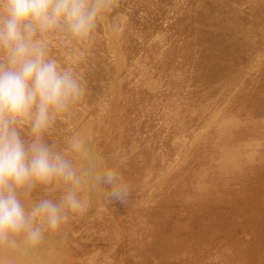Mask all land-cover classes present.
Returning <instances> with one entry per match:
<instances>
[{
  "label": "rangeland",
  "instance_id": "1",
  "mask_svg": "<svg viewBox=\"0 0 264 264\" xmlns=\"http://www.w3.org/2000/svg\"><path fill=\"white\" fill-rule=\"evenodd\" d=\"M262 26L264 0H112L83 38L38 33L84 89L43 140L76 171L86 211L65 209L55 230L38 221L37 243L10 234L0 264H264ZM18 131L31 143L28 124ZM110 172L125 203L111 196ZM69 187L54 180L19 198L30 211Z\"/></svg>",
  "mask_w": 264,
  "mask_h": 264
},
{
  "label": "clouds",
  "instance_id": "2",
  "mask_svg": "<svg viewBox=\"0 0 264 264\" xmlns=\"http://www.w3.org/2000/svg\"><path fill=\"white\" fill-rule=\"evenodd\" d=\"M112 0H0V244L10 234L26 233L37 243L42 237L38 221L55 230L68 219L67 210L86 211L76 196V171L59 152L44 142L43 133L56 114L82 95L73 75L48 57L47 45L37 38L60 29L83 38L94 27L102 9ZM28 124L33 139L25 144L18 126ZM73 146L79 148L78 141ZM54 180L71 187L59 203L42 199L27 211L19 198ZM106 181L111 196L125 203L128 190L117 173Z\"/></svg>",
  "mask_w": 264,
  "mask_h": 264
},
{
  "label": "bare ground",
  "instance_id": "3",
  "mask_svg": "<svg viewBox=\"0 0 264 264\" xmlns=\"http://www.w3.org/2000/svg\"><path fill=\"white\" fill-rule=\"evenodd\" d=\"M262 4H263V3H262ZM262 6H263V5H262ZM262 6H261V7H262ZM259 7H260V6H259ZM250 10H251V9H250ZM260 11H262V10H260ZM255 14H256V13H255ZM234 15H235V14H234ZM258 15H259V14H258ZM258 18H259V16H258ZM230 19H231V18H230ZM242 21H243V20H242ZM251 21H252V20H251ZM212 22H213V21H212ZM253 22H254V21H253ZM192 23H193V22H192ZM255 24H257V23H255ZM228 25H229V24H228ZM100 26H101V25H100ZM214 26H215V25H214ZM256 26H257V25H256ZM241 27H242V26H241ZM262 27H264V26H262ZM189 28H190V27H189ZM237 28H238V27H237ZM237 28H236V29H237ZM209 29H210V28H209ZM197 30H198V29H197ZM202 30H203V29H202ZM230 30H231V29H230ZM93 31H94V30H93ZM257 32H258V31H257ZM94 33H96V32H94ZM246 33H247V32H246ZM258 33H259V32H258ZM258 33H257V34H258ZM193 35H194V34H193ZM205 36H206V35H205ZM246 36H247V35H246ZM258 36H259V34H258ZM263 38H264V37H263ZM254 39H255V38H254ZM257 39H258V38H257ZM257 39H256V40H257ZM260 39H261V38H260ZM72 41H73V40H72ZM259 41H260V40H259ZM71 43H72V42H71ZM73 44H74V43H73ZM253 44H254V42H253ZM259 44H261V43H259ZM262 44H263V43H262ZM186 45H187V44H186ZM188 46H190V45H188ZM195 46H196V44H195ZM77 47H78V46H77ZM191 47H192V46H190V48H191ZM211 47H212V46H211ZM261 48H262V47H261ZM261 48H260V49H261ZM184 49H185V48H184ZM201 49H202V48H201ZM218 49H219V48H218ZM79 50H80V49H79ZM191 50H192V48H191ZM84 52H85V50H84ZM212 52H213V51H212ZM216 52H217V51H216ZM76 53H77V52H76ZM187 53H188V51H187ZM78 54H79V53H78ZM182 54H183V53H182ZM193 54H194V53H193ZM204 55H205V54H204ZM76 56H77V54H76ZM185 57H186V56H185ZM208 57H209V56H208ZM199 58H200V57H199ZM205 58H207V57H205ZM208 60H209V58H208ZM210 60H211V59H210ZM81 61H82V60H81ZM93 62H94V61H93ZM84 63H85V62H84ZM88 63H89V62H88ZM73 64H74V63H73ZM74 65H75V64H74ZM79 65H80V64H79ZM216 65H217V64H216ZM212 66H213V65H212ZM217 66H218V65H217ZM199 67H200V66H199ZM88 69H89V68H88ZM197 69H198V68H197ZM209 69H210V68H209ZM216 69H217V67H216ZM199 70H200V69H199ZM211 70H212V69H211ZM218 70H220V71L222 72L221 69H218ZM214 71L216 72L217 70H214ZM226 71H227V70H226ZM215 72H214V73H215ZM221 72H220V73H221ZM223 72H224V70H223ZM230 72H231V70H230ZM206 73H207V72H206ZM206 73H205V74H206ZM211 73H212V72H211ZM214 73H213V74H214ZM242 73H243V72H242ZM263 73H264V72H263ZM82 74H83V73H82ZM215 74H216V73H215ZM224 74H225V73H223V76L226 75V74H225V75H224ZM201 75H202V74H201ZM214 76H215V75H214ZM261 76H262V74H261ZM170 77H171V76H170ZM203 77H204V76H203ZM207 77H208V76H207ZM216 77H218V76H216ZM236 77H237V76H236ZM263 77H264V76H263ZM204 78H205V77H204ZM213 78L215 79V77H213ZM220 78H221V77H220ZM220 78H219V79H220ZM171 79H172V78H171ZM201 79H203V78H201ZM230 79H231V78H230ZM210 80H211V79H210ZM244 80H245V79H244ZM173 81H174V80H173ZM215 81L217 82V79H215ZM254 81H255V80H254ZM209 82H210V81H209ZM209 82H208V83H209ZM260 82H261V81H260ZM251 83H252V82H251ZM257 83H258V82H257ZM263 83H264V82H263ZM228 84H229V83H228ZM210 85H211V84H210ZM223 85H224V84H223ZM261 85H262V84H261ZM208 86H209V85H208ZM221 86H222V84H221ZM263 86H264V85H263ZM85 87H86V86H85ZM223 87H224V86H223ZM256 87H257V85H256ZM209 88H210V87H209ZM215 88H216V87H215ZM83 90H84V89H83ZM187 90H188V89H187ZM214 91H215V90H214ZM214 91H213V92H214ZM233 91H234V90H233ZM207 92H208V91H207ZM211 92H212V91H211ZM215 92H218V91H215ZM215 92H214V93H215ZM243 92H244V91H243ZM243 92H242V93H243ZM187 93H188V92H187ZM251 93H252V92H251ZM261 93H262V92H261ZM205 94H206V93H205ZM210 94H211V93H209V95H210ZM212 94H213V93H212ZM172 95H173V94H172ZM207 95H208V94H207ZM216 96H217V95H216ZM250 97H251V96H250ZM212 98H213V97H212ZM154 99H155V98H154ZM207 99H208V98H207ZM209 99H210V98H209ZM256 99H257V98H256ZM173 100H174V99H173ZM224 100H225V99H224ZM155 101H156V100H155ZM239 101H240V100H239ZM242 101H243V100H242ZM253 101H254V100H253ZM257 102H258V101H257ZM167 103H168V102H167ZM242 104H243V103H242ZM245 104H246V103H245ZM211 105H212V104H211ZM257 105H259V103H258ZM169 106H170V105H169ZM214 106H215V105H214ZM214 106H213V107H214ZM254 106H255V104H254ZM170 107H171V106H170ZM203 108H204V107H203ZM253 108H255V107H253ZM206 109H207V108H206ZM261 109H262V108H261ZM210 110H211V109H210ZM74 111H75V110H74ZM195 111H196V109H195ZM203 111H204V110H203ZM175 112H176V111H175ZM246 112H247V111H246ZM193 113H194V112H193ZM205 113H206V112H205ZM199 114H200V112H199ZM183 115H184V114H183ZM185 115H187V114H185ZM77 116H78V115H77ZM179 117H180V116H179ZM185 117H186V116H185ZM194 117H195V116H194ZM194 117H193V118H194ZM197 117H199V115H198ZM197 117H196V118H197ZM182 119H183V118H182ZM201 119H202V118H201ZM186 121H187V120H186ZM193 121H194V120L191 119L190 122L192 123ZM244 121H245V120H244ZM70 122H71V121H70ZM195 122H196V121H195ZM195 122H194V123H195ZM185 123H186V122H185ZM241 123H242V122H241ZM192 124H193V123H192ZM195 124H196V123H195ZM189 126H190V125H189ZM243 126H244V124H243ZM185 127H188V126H185ZM190 127H191V126H190ZM199 127H200V126H199ZM244 128H245V127H244ZM194 129H195V128H194ZM236 129H237V128H236ZM246 129H247V128H246ZM239 131H240V130H239ZM242 132H243V131H242ZM246 132H248V131H246ZM237 133H238V131H237ZM235 134H236V132H235ZM220 135H221V134H220ZM236 135H237V134H236ZM197 136H198V135H197ZM244 136H245V135H244ZM248 136H249V135H248ZM237 137H238V136H237ZM237 137H236V138H237ZM242 137H243V136H242ZM225 138H226V137H225ZM230 138H231V137H230ZM236 138H235V139H236ZM238 138H239V137H238ZM245 138H246V137H245ZM248 138H249V137H248ZM248 138H247V139H248ZM232 139H233L232 141L234 142L235 140H234L233 137H232ZM243 139H244V137H243ZM200 140H201V139H200ZM230 140H231V139H230ZM238 140H239V139H238ZM238 140H237V142H238ZM240 141H241V140H240ZM246 141H247V140H246ZM218 143H219V142H218ZM221 143H222V142H221ZM229 143H230V142H229ZM217 145H218V144H217ZM222 145H223V144H222ZM241 145H242V144H241ZM241 145H240V146H241ZM243 145H244V144H243ZM236 146H237V145H236ZM218 147H219V146H218ZM218 147H217V148H218ZM243 147H244V146H243ZM145 148H146V147H145ZM220 149H221V148H219V150H220ZM243 149H244V148H243ZM251 149H252V148H251ZM142 150H143V149H142ZM150 150H151V149H150ZM223 150H224V149H223ZM237 150H238V149H237ZM216 151H217V150H216ZM235 151H236V150H235ZM240 151H241V150H240ZM246 151H247V150H246ZM141 152H142V151H141ZM148 152H149V150H148ZM152 152H153V151H152ZM221 152H222V150H221ZM237 152H238V151H237ZM242 152H243V151H242ZM238 153H239V152H238ZM244 153H245V152H244ZM141 154H142V153H141ZM239 154H240V153H239ZM239 154H238V155H239ZM146 155H147V154H146ZM197 155H198V154H197ZM234 155L236 156V154H234ZM240 155H241V154H240ZM243 155H244V154H243ZM150 156H151V155H150ZM241 156H242V155H241ZM252 156H254V155H252ZM252 156H251V157H252ZM154 157H155V155H154ZM197 157H198V156H197ZM254 157H255V156H254ZM257 157H258V155H257ZM155 158H156V157H155ZM193 158H194V157H193ZM218 158H219V156H218ZM244 158H245V157H244ZM143 160H144V159H143ZM145 160H146V159H145ZM154 160H155V159H154ZM248 160H249V159H248ZM233 161H234V160H233ZM233 161H232V162H233ZM245 161H246V160H245ZM144 162H145V161H144ZM249 162H250V161H249ZM218 163H219V162H218ZM229 163H230V162H229ZM234 163H235V162H234ZM251 163H253V162H251ZM251 163H250V164H251ZM261 163H262V162H261ZM122 164H123V163H122ZM144 164H145V163H144ZM230 164H231V163H230ZM230 164H229V165H230ZM257 164H258V163H257ZM146 165H147V164H146ZM154 165H155V164H154ZM229 165H228V166H229ZM236 165H237V164H236ZM236 165H235V166H236ZM251 165H252V164H251ZM226 166H227V165H226ZM149 167H150V165H149ZM233 167H234V166H233ZM233 167H232V168H233ZM255 167H256V164H255ZM258 167H259V165H258ZM137 168H138V167H137ZM226 168H227V167H226ZM234 168H235V167H234ZM251 170H252V169H251ZM251 170H250V171H251ZM258 170H259V169H258ZM133 171H134V170H133ZM136 172H137V171H136ZM131 173H132V172H131ZM143 173H144V172H143ZM143 173H142V174H143ZM199 173H200V172H199ZM202 173H203V172H202ZM135 175H136V174H135ZM148 175H149V174H148ZM203 176H204V175H203ZM210 179H211V177H210ZM262 179L264 180V178H262ZM132 181H133V180H132ZM159 181H160V180H159ZM183 181H184V180H183ZM211 181H212V180H211ZM127 183H128V182H127ZM129 183H130V182H129ZM137 183H138V182H137ZM156 183H157V182H156ZM130 184H131V183H130ZM142 184H143V183H142ZM130 187H133V185L130 186ZM141 188H142V187H141ZM257 193H258V191H257ZM263 194H264V193H263ZM183 195H184V193H183ZM255 195H256V194H255ZM259 195H260V194H259ZM199 196H200V195H199ZM202 196H204V194H203ZM261 196H262V195H261ZM261 196H260V197H261ZM200 197H201V196H200ZM198 198H199V197H198ZM202 198H204V197H202ZM257 198H258V197H257ZM199 199H201V198H199ZM207 199H208V198H207ZM162 200H163V199H162ZM259 200H260V198H259ZM209 201H210V200H209ZM263 202H264V201H263ZM205 203H206V202H205ZM258 204H259V203H258ZM204 205H205V204H204ZM256 205H257V204H256ZM262 205H263V204H262ZM259 206H260V205H259ZM259 206H258V207H259ZM197 208H198V207H197ZM262 209H263V208H262ZM251 211H252V210H251ZM258 211H259V210H258ZM72 212H73V211H72ZM253 213H254V212H253ZM253 213H251V214H253ZM209 214H210V213H209ZM254 214H256V213H254ZM248 215H249V214H248ZM248 215H247V216H248ZM216 216H217V215H216ZM254 217H255V216H254ZM259 217H260V216H259ZM259 217H258V218H259ZM153 218H154V217H153ZM153 218H151V219H153ZM158 218H159V217H158ZM160 218H161V216H160ZM163 218H164V217H163ZM163 218H162V220H163ZM215 218H216V217H215ZM218 218H219V217H218ZM247 218H248V217H247ZM151 219H150V220H151ZM154 219H155V218H154ZM209 219H210V217H209ZM209 219H208V220H209ZM190 220H191V219H190ZM194 220H195V219H194ZM253 220H254V219H253ZM156 221H157V220H156ZM211 221H213V220H211ZM216 221H217V220H216ZM218 221H219V220H218ZM255 221H256V220H255ZM147 222H148V221H147ZM193 222H194V221H193ZM159 223H160V222H159ZM139 224H140V223H139ZM213 224H214V222L212 223V225H213ZM254 224H255V223H254ZM190 225H191V224H190ZM190 225H189V226H190ZM199 225H200V224H199ZM207 225H208V224H207ZM218 225H219V224H218ZM220 225H221V224H220ZM252 225H253V224H252ZM260 225H261V224H260ZM153 226H154V225H153ZM180 226H182V225H180ZM209 226H211V225L209 224ZM221 226H222V225H221ZM256 226H257V225H256ZM183 227H184V226H183ZM192 227H193V226H192ZM194 227H195V226H194ZM203 227H204V226H203V224H202V229H205V227H204V228H203ZM218 227H219V226H218ZM162 228H163V227H162ZM162 228H160V229H162ZM190 228H191V227H190ZM190 228H189V229H190ZM196 228H197V227H196ZM211 228H213V227H211ZM215 228H216V227H215ZM220 228H221V227H220ZM257 228H258V227H257ZM155 229H156V228H155ZM189 229H188V230H189ZM192 229L195 230L194 228H192ZM165 230H166V229H165ZM169 230H170V228H169ZM185 230H187V229H185ZM190 230H191V229H190ZM207 230H208V232L210 231L209 229H207ZM207 230H205V231H207ZM224 230H225V229H224ZM263 230H264V229H263ZM171 231H172V228H171ZM200 231H202V230H200ZM213 231H214V230H213ZM217 231H219V229H218ZM220 231H221V230H220ZM220 231H219V232H220ZM250 231H251V230H250ZM261 231H262V230H261ZM166 232H167V231H166ZM166 232H164V234H165ZM169 232H170V231H169ZM172 232H173V231H172ZM192 232H193V231H192ZM198 232H199V231H198ZM222 232H223V231H222ZM225 232H226V231H225ZM254 232H255V231H254ZM174 233H176V232H174ZM210 233H212V231H210L209 233H207V235L210 234ZM162 234H163V233H162ZM164 234H163V235H164ZM170 234H172V233H169L168 235H170ZM196 234H197V232H196ZM200 234H201V233H200ZM202 234H204V232H203ZM212 234H213V233H212ZM256 234H257V233H256ZM17 235H18V234H17ZM165 235H166V234H165ZM197 235L199 236V234H197ZM197 235H196V236H197ZM204 235L206 236V234H204ZM171 236H172V235H171ZM173 236H174V235H173ZM173 236H172V237H173ZM198 236H197V239L195 238V239H196V243H197V240H198ZM205 236H202V235H201V237H205ZM18 237H19V236H18ZM23 237H24V236H23ZM167 237H168V236H167ZM175 237H176V236H175ZM199 237H200V236H199ZM201 237H200V238H201ZM176 238H177V237H176ZM193 238H194V237H193ZM161 239H162V238H161ZM161 239H160V240H161ZM164 239H166V238H164ZM170 239H171V238H170ZM172 239H173V238H172ZM202 239H203V238H202ZM174 240H178V239H175V238H174ZM200 240H201V239H200ZM200 240H199V241H200ZM167 241H169V239H168ZM171 241H172V240H171ZM178 241H179V240H178ZM199 241H198V242H199ZM203 241H204V240H203ZM176 242H177V241H176ZM164 243H165V242H164ZM160 244H161V243H160ZM167 244H168V243H167ZM169 244H170V242H169ZM163 245H164V244H163ZM165 245H166V244H165ZM175 245H178V244L175 243ZM167 246H168V245H167ZM170 246H171V245H170ZM178 246H179V245H178ZM180 246H181V248H182V245H180ZM189 246H190V245H189ZM161 247H162V246H161ZM172 247H174V246L172 245ZM175 248H176V246H175ZM188 248H189V247H188ZM192 248H193V246H192ZM164 249H166V248H164ZM162 250H163V248H162ZM173 250H175V249H173ZM178 250H179V249H178ZM183 250H184V249H183ZM193 250H195V249H193ZM167 251H168V250H167ZM185 251H186V250H185ZM168 252H169V251H168ZM187 252H188V249H187ZM161 253H162V252H161ZM185 253H186V252H185ZM185 253H184V254H185ZM163 254H164V253H163ZM169 254H170V253H169ZM160 257H161V256H160ZM258 258H259V257H258ZM162 259H163V258H162ZM237 259H238V258H237ZM240 259H241V258H240ZM248 259H249V258H248ZM163 260H164V259H163ZM8 262H9V261H8ZM158 262H159V261H158ZM160 262H161V261H160ZM226 262H227V261H226ZM24 263H25V262H24ZM154 263H155V262H154ZM216 263H217V262H216ZM6 264H7V263H6ZM147 264H148V263H147ZM150 264H151V263H150ZM161 264H162V263H161ZM165 264H166V262H165ZM196 264H197V263H196ZM200 264H201V263H200Z\"/></svg>",
  "mask_w": 264,
  "mask_h": 264
}]
</instances>
